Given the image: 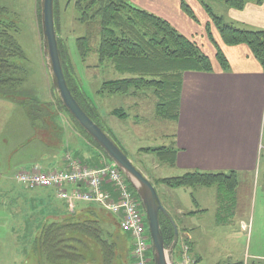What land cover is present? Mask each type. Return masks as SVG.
<instances>
[{
	"label": "rangeland",
	"instance_id": "obj_1",
	"mask_svg": "<svg viewBox=\"0 0 264 264\" xmlns=\"http://www.w3.org/2000/svg\"><path fill=\"white\" fill-rule=\"evenodd\" d=\"M76 1L59 0L60 35L66 49L67 64L73 78L80 85V92H83L86 98L83 104L95 110V119L111 130L134 164L153 183L157 178L185 174L178 168L157 167L158 160L155 159L157 158L155 155L140 151L143 148L169 145L171 137L166 135L174 132L175 128L172 124L157 119L154 97L153 99L148 97L151 95L150 90L141 91L137 98L122 94L99 93L105 81L120 79L124 76L119 74L110 62L101 64L95 52L83 60L77 41L86 35V27L76 20L78 17L74 9ZM127 1L133 4L132 0ZM214 1L226 6L222 1ZM210 4L213 6L214 2ZM133 5L141 8L137 4ZM0 7L8 10L6 17L2 18L18 30L17 39L26 54L25 59L17 60L18 65L26 71L23 85L14 92L0 91V264H50L45 256L34 250L35 239L44 227L39 225L46 220L50 209L47 206L49 201L45 197L41 200L37 196H42L48 190L28 191L16 181L15 177L21 168L28 167L18 166L19 164L38 159L37 156L45 153L46 150L49 151L53 143L61 144V139L59 141L54 139V134L66 133L68 123L79 132L80 130L58 104V95L44 55L43 32L38 12L39 0H0ZM220 10H223V7L214 6L215 13L218 14ZM119 108H125L130 113L128 122L110 114ZM34 115H37L40 122L38 129L33 126ZM80 134L85 137L81 132ZM86 139L91 143L88 138ZM260 158L262 163L258 167L260 173L258 172L256 179L250 181L249 178H244L238 190L239 209L235 219L239 221L240 218H246L248 226L246 228L242 226L244 230L242 231L241 226L228 222L220 228H211L216 222L211 220L212 215L206 217L209 224L204 226L208 228V232L204 234L205 240L201 243L204 255L202 264L227 261L264 264V130ZM90 163L91 161L88 162ZM34 165L40 164L34 163ZM42 170H44L43 167ZM156 188L165 207L169 195L174 197H172L174 202L178 201V197L186 198L184 193H177L178 191L167 194L165 191L171 189L163 185ZM184 188H181V191ZM207 192L211 194L216 191ZM195 195L199 197V193ZM135 198L140 203L137 194ZM187 198L189 201L192 200L191 196ZM205 207L210 206L207 203L202 206V208ZM231 212H233L231 209L225 211L224 218L227 221H231L229 215ZM98 216L102 238L109 244L115 243L117 247L119 254L117 264H130L126 260L130 247L128 242L129 239L131 240L129 233L120 230L112 223L107 226L108 220H112L108 218L109 215L100 212ZM103 222H106L105 225ZM232 231H234V237H229ZM185 240L188 239L185 238ZM185 240L179 245L177 258L181 251L180 247L186 243ZM188 243L191 244L190 240ZM90 245L96 252L97 258L101 259L102 252L98 244L93 241ZM148 256L152 259L153 250L148 253Z\"/></svg>",
	"mask_w": 264,
	"mask_h": 264
},
{
	"label": "trees",
	"instance_id": "obj_2",
	"mask_svg": "<svg viewBox=\"0 0 264 264\" xmlns=\"http://www.w3.org/2000/svg\"><path fill=\"white\" fill-rule=\"evenodd\" d=\"M197 1L209 16L210 21L205 25L203 33L215 46L216 59L222 70L229 71L230 64L218 44L213 30L218 32L219 41L226 46H247L261 64L264 72V30L238 28L233 23L227 22L223 16L215 13L210 4L214 0ZM218 1H222L227 7L238 11L244 10L250 3L264 4V0ZM74 9L78 14L76 20L86 27V35L77 41L78 50L83 60L95 52L98 54L101 64L110 62V65L124 76L120 79L105 81L99 93L139 96L141 91L150 90L155 99L156 115L163 120L178 122L184 74L187 72H214L212 59L202 50L200 40L186 36L165 18L151 11L137 8L127 0H77L74 3ZM181 9L192 21L201 25L195 10L186 0H181ZM38 12L42 27L41 0H39ZM59 13L60 3L59 0H56V27L68 85L85 112L117 141L111 130L95 119V110L89 105L83 104L86 98L84 93L80 92V85L73 78L66 61V49L60 35L61 18ZM7 14L8 10L0 7V91L14 92L25 81L26 71L18 65L17 60L25 59L26 54L17 39L18 30L2 18H5ZM58 104L80 132L100 150L98 145L68 113L59 97ZM110 114L120 120H127L130 117L125 108L115 109ZM33 118V126L38 129L40 122H38L37 115H34ZM118 144L120 145L119 142ZM120 146L126 152L122 145ZM140 151L148 154L156 153L162 160L175 164V150L166 147H150ZM103 155L106 157L104 153ZM106 159L108 160L107 157ZM154 185L156 187L163 185L169 189L217 185L221 189V195L229 201L238 186V180L235 172L226 174L190 171L177 177L157 178ZM161 227L167 244H171L175 237L174 228L169 219L163 215L161 216ZM101 233L98 219L69 217L64 222L44 225L35 239L34 250L45 256L50 264H117L119 254L115 243H107ZM93 241L100 247L101 259L97 258L96 252L90 245L93 244ZM128 243L130 247L126 260L133 264L132 241L129 239ZM186 243L190 245L188 241ZM178 250L177 246L175 251Z\"/></svg>",
	"mask_w": 264,
	"mask_h": 264
},
{
	"label": "crops",
	"instance_id": "obj_3",
	"mask_svg": "<svg viewBox=\"0 0 264 264\" xmlns=\"http://www.w3.org/2000/svg\"><path fill=\"white\" fill-rule=\"evenodd\" d=\"M186 1L195 10L201 25H197L182 12L181 0H132V3L165 18L186 36L196 39L200 37L198 40L201 41L202 50L211 57L213 62L214 72L212 73L187 72L184 74L178 122L163 120L156 115L158 120L170 123L175 127L174 132L166 135V137H171L170 144L160 146L175 150V164L162 160L158 154L152 153L157 157L155 158L158 160L157 167L178 168L185 173L203 171L226 174L235 172L237 174L238 186L234 194L230 196L231 198L229 197V201L221 195V189L217 185L185 187L183 191L181 188L165 191L167 194L178 191L177 193L186 195V198L178 197L176 202L173 201L174 197L169 195L168 203L164 207L177 224L180 231V243L185 238L188 239L185 241L190 240L191 254L199 264H202L204 255L201 243L205 240L204 234L208 232V228H204V226L209 224H207L209 220L206 217L212 215L211 220L216 222L215 226H211V228H220L228 222L230 224L234 222L236 226H241L242 231H244L242 226H248L246 218H240L238 221L235 217L238 215V190L242 180L249 178L248 180L254 181L258 172L260 173L258 167L262 163L260 153L264 130V72L261 64L247 46H226L219 41L218 32L213 30V34L230 64V70L223 71L216 59L215 46L203 33L205 25L210 21L209 16L197 0ZM213 2V6L211 4L213 9L215 5L223 7L218 15L223 16L227 22L245 30H264V4L250 3L244 10L238 11L222 6L220 2ZM201 31L203 32L201 33ZM205 39L206 42H204ZM127 97L137 98L138 96ZM148 97L153 99L152 94ZM9 104L13 106L12 103ZM130 117L122 121L128 122ZM63 123L65 122L63 121ZM66 130L67 132L62 131L61 135L54 134V139L57 141L61 139V144L53 143L49 151L46 150L45 153L37 156L38 159L21 163L18 166H28L24 168L30 169L36 163L40 164L39 166H42L44 171H52L70 169L72 160L89 167H101L106 163L107 159L103 152L83 137L70 123L67 124ZM50 133L53 135L51 131ZM90 161L91 163L88 164ZM104 189L114 192L110 186H106ZM42 190H48V192L37 197H40L41 200L44 199L42 197H45L49 201L47 206L50 209L46 220L39 226L64 222L70 216L72 218L92 217L98 219L101 212L109 215L108 218L112 219L108 220L107 226L112 223L121 230L118 217L101 206L77 202L74 211H69L66 202L57 197L54 189ZM213 190L216 192L211 194L207 192ZM195 193H199V197ZM188 196H191V201L188 200ZM207 203L210 207L202 208ZM227 209L233 210L229 214L231 221L224 218ZM105 223L103 222L104 225ZM233 233L234 231L228 236L234 237ZM175 254L176 262H178L180 254L178 258L177 252ZM229 256L233 258L232 255ZM236 262L245 263L243 261ZM227 263L235 262L227 261L217 264Z\"/></svg>",
	"mask_w": 264,
	"mask_h": 264
},
{
	"label": "built area",
	"instance_id": "obj_4",
	"mask_svg": "<svg viewBox=\"0 0 264 264\" xmlns=\"http://www.w3.org/2000/svg\"><path fill=\"white\" fill-rule=\"evenodd\" d=\"M15 179L28 191L54 189L57 197L66 202L69 211H74L77 202L101 206L118 217L121 229L129 233L133 264H153L148 256L152 244L147 216L130 183L113 163L89 167L72 160L70 169L53 171H44L39 165H34L30 169H22ZM106 186L114 192L106 191ZM176 264H199L188 244H182Z\"/></svg>",
	"mask_w": 264,
	"mask_h": 264
},
{
	"label": "water",
	"instance_id": "obj_5",
	"mask_svg": "<svg viewBox=\"0 0 264 264\" xmlns=\"http://www.w3.org/2000/svg\"><path fill=\"white\" fill-rule=\"evenodd\" d=\"M55 2L56 0H41V16L44 55L57 95L68 113L98 145L108 160L120 170L140 198L147 216L153 250V263L175 264V250L179 243L180 233L174 219L164 207L156 186L145 173L134 164L114 137L85 112L68 85L59 47ZM162 215L169 219L174 228L175 237L171 244H167L162 231Z\"/></svg>",
	"mask_w": 264,
	"mask_h": 264
}]
</instances>
